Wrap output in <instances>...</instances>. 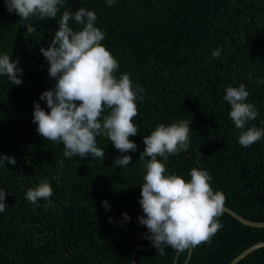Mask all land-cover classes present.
Returning a JSON list of instances; mask_svg holds the SVG:
<instances>
[{
	"label": "trees",
	"instance_id": "trees-1",
	"mask_svg": "<svg viewBox=\"0 0 264 264\" xmlns=\"http://www.w3.org/2000/svg\"><path fill=\"white\" fill-rule=\"evenodd\" d=\"M81 8L97 14L95 26L106 34L101 43L119 63L116 77L128 74L143 89L133 118L139 132L130 137L136 152L121 153L102 135L97 146L105 159L65 157L64 145L42 138L33 123L36 103L50 112L40 96L57 83L41 48L50 46L63 12ZM69 23L76 31L82 28L74 19ZM27 24L36 31L28 34ZM215 50L219 57L212 55ZM3 54L19 60L23 83L17 86L0 75V154L17 161L0 165V191L7 193L0 213V264H133L137 246L152 244L145 238L151 233L139 223L146 174L140 155L144 137L160 124L191 121L190 151L170 155L167 174L189 181L191 169L207 170L226 206L264 222V137L247 148L238 142L248 128L264 129V0H115L111 7L106 0H65L54 20H23L0 0ZM241 84L250 93L245 102L258 116L237 129L224 96L227 87ZM123 155L132 163L115 165ZM44 181L53 195L33 204L26 193ZM218 219L222 227L210 243L193 247L187 264H231L264 241V227L248 226L226 211ZM178 251L170 246L164 255L156 248L141 250L137 260L175 264ZM189 252L182 251L179 264ZM238 264H264V247Z\"/></svg>",
	"mask_w": 264,
	"mask_h": 264
},
{
	"label": "clouds",
	"instance_id": "clouds-1",
	"mask_svg": "<svg viewBox=\"0 0 264 264\" xmlns=\"http://www.w3.org/2000/svg\"><path fill=\"white\" fill-rule=\"evenodd\" d=\"M8 11L17 13L23 20L38 16L41 20H54L65 0H5ZM109 7L115 0H106ZM81 25L79 31L70 26V20ZM98 19L95 11L79 9L74 14L65 10L58 22L54 39L48 48H41V53L49 62L48 72L56 79L54 89L41 94L40 100L46 101L49 111L35 104L33 123L37 132L47 141L62 143L64 156L89 155L105 159V151L97 146V137L106 135L121 153L136 152L137 145L130 139L138 135L139 129L133 123L138 115V92H143L139 85H133L128 74L119 78L115 73L119 63L110 51L101 43L105 33L95 26ZM26 31H36L27 24ZM219 57L220 51H213ZM19 60L13 62L8 54L0 56V75H5L15 85L23 83L18 75L23 70L18 68ZM250 93L244 84L227 87L224 99L231 105L229 113L237 129H244L248 122L258 116V111L251 103H246ZM110 112L104 115L105 110ZM191 121H181L170 126L160 124L150 136L144 137L146 145L140 160L144 161L146 174L141 188L144 215L139 223L146 226L150 240L159 255L165 254L170 246L176 250L211 241L222 227L219 217L224 213L226 196L222 191H213L212 176L204 169L193 168L191 179L186 181L175 174H167L166 162L170 155L189 153ZM264 137V129L255 126L241 132L238 142L247 148ZM162 158L164 163L158 160ZM150 158V159H148ZM5 161L15 165L14 157L0 154V165ZM132 157H117L115 165L127 166ZM59 182L60 177H54ZM4 191H0V213L7 205ZM53 195L48 181L42 182L36 189H29L26 198L33 204L38 200L49 199ZM107 208V201L104 202ZM125 220H130L124 214ZM112 221L110 220V223Z\"/></svg>",
	"mask_w": 264,
	"mask_h": 264
},
{
	"label": "water",
	"instance_id": "water-1",
	"mask_svg": "<svg viewBox=\"0 0 264 264\" xmlns=\"http://www.w3.org/2000/svg\"><path fill=\"white\" fill-rule=\"evenodd\" d=\"M224 211H226L227 213H229L230 215H232L234 218H236L237 220H239L240 222L248 225V226H252V227H257V228H261L264 227V222H255L253 220H250L246 217H244L243 215L239 214L238 212H236L235 210L231 209L230 207L225 205ZM264 247V241L263 242H259L254 244L253 246L249 247L248 249H246L245 251H243L240 255H238L231 264H238L242 259H244L246 256H248L249 254L253 253L255 250ZM155 248L153 246V244H149V245H143V246H137V248L134 250L133 254H132V262L133 264H139L138 260H137V254L139 251L141 250H148V249H152ZM183 250H179L176 258H175V264H179V257L181 255ZM192 254H193V247H190V252H189V256L185 262V264H187L191 258H192Z\"/></svg>",
	"mask_w": 264,
	"mask_h": 264
},
{
	"label": "bare ground",
	"instance_id": "bare-ground-1",
	"mask_svg": "<svg viewBox=\"0 0 264 264\" xmlns=\"http://www.w3.org/2000/svg\"><path fill=\"white\" fill-rule=\"evenodd\" d=\"M140 3V2H139ZM171 57V56H170ZM154 100V99H153ZM150 121V120H149ZM101 142V141H100Z\"/></svg>",
	"mask_w": 264,
	"mask_h": 264
}]
</instances>
